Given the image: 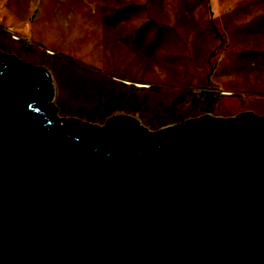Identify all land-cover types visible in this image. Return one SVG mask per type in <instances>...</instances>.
<instances>
[{
  "label": "water",
  "instance_id": "95a60500",
  "mask_svg": "<svg viewBox=\"0 0 264 264\" xmlns=\"http://www.w3.org/2000/svg\"><path fill=\"white\" fill-rule=\"evenodd\" d=\"M52 98L45 68L0 52V264H264L263 118L149 132L58 118ZM137 130L169 141L141 148ZM188 179L221 191V214L183 195Z\"/></svg>",
  "mask_w": 264,
  "mask_h": 264
},
{
  "label": "rangeland",
  "instance_id": "374dc122",
  "mask_svg": "<svg viewBox=\"0 0 264 264\" xmlns=\"http://www.w3.org/2000/svg\"><path fill=\"white\" fill-rule=\"evenodd\" d=\"M8 6L26 18L36 10L32 32L41 47L0 21V52L49 72L58 118L102 126L121 114L154 132L205 113L264 115V0H8ZM8 6L0 8L7 18Z\"/></svg>",
  "mask_w": 264,
  "mask_h": 264
},
{
  "label": "flooded vegetation",
  "instance_id": "af4514ba",
  "mask_svg": "<svg viewBox=\"0 0 264 264\" xmlns=\"http://www.w3.org/2000/svg\"><path fill=\"white\" fill-rule=\"evenodd\" d=\"M244 112L251 113L254 116H257V117L264 119V115L256 114L250 110H241V111H238L231 116H212L210 114L205 113L203 115H198V116H194V117L187 118V119H197V118H199L201 116H205V115H208L211 118L228 119V118H236L239 114L244 113ZM187 119H185V120H187ZM184 121H182L181 123H177V124L182 125ZM177 124L167 125V126L160 128L159 130L164 129L168 126H174ZM154 132H156V131H154ZM107 134H108V132H107ZM137 134H138V136H136L135 138L132 139L134 144L140 146L141 148H145V149H149L150 147L152 148V147L158 146V145L161 148L166 143H168V141H169L168 140L169 135L167 133H165L162 136H158V137H155V136H149L148 137V136H144L140 131L137 130ZM190 151H193V149L190 147H186L184 150V153L181 154V156L187 157ZM191 154H193V153H191ZM169 160L175 161L176 155H172L169 158ZM178 187L183 192L184 196L187 195L188 193H192L193 195H195L197 197L198 209H201L202 211H206L213 216L221 214L222 209L226 207V204H224L221 200V196H222L221 191L217 188L210 187L209 185L205 184L202 180L188 179L187 182L182 183L181 185H178ZM230 212H231V210L227 211L225 214H229ZM232 222H236V220H235V217L231 216V218L229 219V223L231 224ZM208 234L210 235L211 232H209Z\"/></svg>",
  "mask_w": 264,
  "mask_h": 264
},
{
  "label": "crops",
  "instance_id": "0c3cea01",
  "mask_svg": "<svg viewBox=\"0 0 264 264\" xmlns=\"http://www.w3.org/2000/svg\"><path fill=\"white\" fill-rule=\"evenodd\" d=\"M6 6H8V0H2L0 2L1 10ZM30 6L32 8L33 4ZM8 8L10 10L9 18H7L2 12H0V21L6 23L7 30H9L11 34L26 38L30 43L41 47L39 38L37 36H34L32 32V23L35 17L34 14L36 13V10L33 11L35 12L33 14L29 13L26 18L17 9H14L10 6H8Z\"/></svg>",
  "mask_w": 264,
  "mask_h": 264
}]
</instances>
